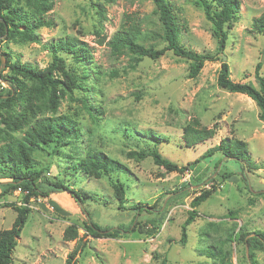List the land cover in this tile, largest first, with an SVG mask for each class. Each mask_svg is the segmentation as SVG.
<instances>
[{"label":"rangeland","instance_id":"obj_1","mask_svg":"<svg viewBox=\"0 0 264 264\" xmlns=\"http://www.w3.org/2000/svg\"><path fill=\"white\" fill-rule=\"evenodd\" d=\"M168 2L177 21L178 40L185 48L225 56L233 81H251L256 86L257 62L261 63L259 73L264 74V37L251 31V22L264 9V0H241L221 51L211 22L195 0ZM126 15L141 20V43L165 47L151 0H53L44 16L51 24L36 29L38 41L3 39L0 44V51L6 50L11 61L42 69L51 61L52 45L70 36L86 45L91 59L78 62L58 50L83 89L65 90L58 100L57 115L74 120L80 133L73 143L58 141L33 151L46 179L41 188L50 190L48 182L57 181L73 189L80 201L65 190L44 198L32 196L9 264H66L78 243L82 249L74 254V264H220L212 255L216 249L230 264H248L243 242L229 234L239 228L251 235L264 231V197L260 195L264 189V123L258 117L259 109L250 97L218 87V58L205 61L199 74L189 77V61L171 50L157 59L137 62L128 52H112L106 42ZM4 67L5 60L2 74ZM0 84L4 91L8 89L1 77ZM25 85V94H33L31 102L18 98L9 106H0V136L22 135L25 126L20 116L30 105L34 119L50 114V102L36 93L37 84L26 80ZM37 105L45 109L44 115ZM194 118L215 130V135L187 146L183 126ZM225 138L246 142L250 160L227 158L214 150ZM88 148L102 150L124 168L99 178L76 170L69 153L83 154ZM153 148L178 167L187 168L166 170L154 164L149 154L142 159L128 156L132 150ZM119 182L124 188L121 204L114 187ZM205 188L212 193L195 206L197 215L181 242V225L190 201ZM24 194L19 187L3 190L0 184V229L11 227L15 207L25 205ZM137 205L143 207L141 211ZM84 212L116 235L86 234ZM69 225L76 227L77 236L66 240ZM253 259L255 264H264V250H255Z\"/></svg>","mask_w":264,"mask_h":264},{"label":"trees","instance_id":"obj_2","mask_svg":"<svg viewBox=\"0 0 264 264\" xmlns=\"http://www.w3.org/2000/svg\"><path fill=\"white\" fill-rule=\"evenodd\" d=\"M151 1L155 6V11L163 28L165 47L156 48L152 45L141 43V20L126 15L120 29L115 31L106 42L111 51L115 53L128 52L131 55V59L137 62L142 58L157 59L166 50H171L173 54L189 61V77H196L205 61L218 58L221 62L216 78L218 87L250 97L259 109V119L264 123V74L259 73L261 63L257 62L255 65L256 86L251 81H233L229 76V64L221 56L216 57L198 53L185 48L179 42L177 21L168 0ZM195 3L201 6L206 19L211 22L213 26L212 34L217 39L218 50L221 51L227 40V28H230L238 17L241 0H195ZM52 7L53 0H0V44L3 39L38 41L35 31L39 27L51 24V21L45 20L44 16ZM251 31L264 37V9L257 17L253 18ZM102 41L100 40V43ZM51 50V61L42 69L30 64L20 63L19 60L11 61L10 54L6 50L0 51V64L1 56H3L5 60L3 71H6L4 74L1 71L0 77L8 84L6 91L1 88L0 84V106H9L11 102L18 98L31 102L33 94L26 95L24 90L26 88V80L35 82L37 84L35 86L36 93L47 102H50V106L47 108L50 112L49 116L34 119L35 117L30 112L34 107L33 105H30L27 113H23L20 116V123L23 122L25 126L22 135L0 136V140H3L0 143V170L2 171L0 180H4L0 181L2 189L13 190L19 187L21 191H25L22 199L25 205L15 207L17 213L11 227L0 229V264H9L11 262L12 251L17 244V238L28 216L29 207L26 203L29 202L32 196L44 198L51 192L65 190L80 201L79 195L73 189L60 182L48 180L49 184L46 183L50 185V190L41 188V183L46 179L43 177L42 169L37 166L33 151L50 143L57 145L58 141L66 140L63 142L73 143V139L80 133V127L77 126L74 120L65 115H57L58 100L62 97L63 92L65 90L71 92L78 88L83 89L81 81L77 79L78 77L75 73L68 70L66 59L58 53V50L72 55L78 62L83 61V59L89 60L90 52L85 44L79 43L77 39L70 36L60 38L56 44L52 45ZM90 60L89 62H91ZM36 109L44 115L45 109H42L40 105H37ZM214 131L201 125L199 120L194 118L183 126L185 144L193 146L199 142H204L215 135ZM214 150L220 151L227 158L233 157L238 161L250 160L246 142L240 139H221L219 144L214 147ZM69 154L70 164L76 170L95 178L124 168L123 164L111 158L102 150L88 148L83 154H79L77 151ZM146 154L152 157L154 164L162 166L166 170L182 171L187 168V166L178 167L175 163L163 158L157 148L147 152L132 150L128 153V156L142 159ZM251 165L254 164L251 163ZM114 187L117 199L121 204L124 200L123 184L119 182ZM211 193V189H202L190 201V209L181 225V242L185 241L187 225L197 215L195 206L206 200ZM260 195L264 197V189ZM135 208L141 211L143 207L137 205ZM84 214L86 219L83 220V223L86 234L95 237H112L116 235L115 231L111 232L108 227H99L91 221L85 212ZM76 230L74 225L67 226L64 232V239L75 238L77 236ZM255 233L251 235L250 232L242 231L239 228L229 234L230 237H237L238 240L243 242L244 246H248L249 258L252 264H255L253 259L255 250H264V231ZM81 247L80 243L74 246L66 258V264H74L71 260H73L74 254L82 249ZM219 253V249L212 252L213 257H216L215 260L220 264H230Z\"/></svg>","mask_w":264,"mask_h":264},{"label":"water","instance_id":"obj_3","mask_svg":"<svg viewBox=\"0 0 264 264\" xmlns=\"http://www.w3.org/2000/svg\"><path fill=\"white\" fill-rule=\"evenodd\" d=\"M222 58L224 60L225 56H223ZM3 66H4V58H3V56H1L0 67H3ZM252 234H254V233H252ZM245 250H246V257H247V260H248V264H252L251 261H250V258H249V250H248V246L247 245H245Z\"/></svg>","mask_w":264,"mask_h":264}]
</instances>
